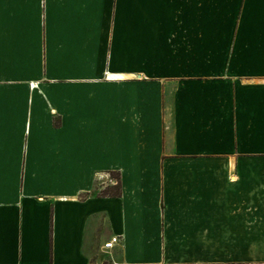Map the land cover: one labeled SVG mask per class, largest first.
<instances>
[{
	"label": "crops",
	"instance_id": "obj_1",
	"mask_svg": "<svg viewBox=\"0 0 264 264\" xmlns=\"http://www.w3.org/2000/svg\"><path fill=\"white\" fill-rule=\"evenodd\" d=\"M0 264H264V0H0Z\"/></svg>",
	"mask_w": 264,
	"mask_h": 264
},
{
	"label": "built area",
	"instance_id": "obj_2",
	"mask_svg": "<svg viewBox=\"0 0 264 264\" xmlns=\"http://www.w3.org/2000/svg\"><path fill=\"white\" fill-rule=\"evenodd\" d=\"M120 239H121L120 236L112 235L107 241L103 243L102 247L104 249H109L113 247L115 244H118L120 242Z\"/></svg>",
	"mask_w": 264,
	"mask_h": 264
},
{
	"label": "rangeland",
	"instance_id": "obj_3",
	"mask_svg": "<svg viewBox=\"0 0 264 264\" xmlns=\"http://www.w3.org/2000/svg\"><path fill=\"white\" fill-rule=\"evenodd\" d=\"M108 177L111 178L112 181L116 184L117 176H116L115 173H110V174H108ZM95 191H96V192H99L98 190H95ZM101 191H102V190H101ZM101 191H100V192H101ZM105 191H107V192H112V191H114V188H113V186H109V187H107V189H105Z\"/></svg>",
	"mask_w": 264,
	"mask_h": 264
},
{
	"label": "trees",
	"instance_id": "obj_4",
	"mask_svg": "<svg viewBox=\"0 0 264 264\" xmlns=\"http://www.w3.org/2000/svg\"><path fill=\"white\" fill-rule=\"evenodd\" d=\"M118 179V178H117ZM115 190L112 192L104 191L103 193L109 194V195H117L118 194V183L115 185Z\"/></svg>",
	"mask_w": 264,
	"mask_h": 264
}]
</instances>
